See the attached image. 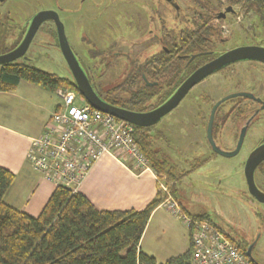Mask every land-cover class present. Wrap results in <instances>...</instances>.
I'll use <instances>...</instances> for the list:
<instances>
[{
  "label": "rangeland",
  "instance_id": "1",
  "mask_svg": "<svg viewBox=\"0 0 264 264\" xmlns=\"http://www.w3.org/2000/svg\"><path fill=\"white\" fill-rule=\"evenodd\" d=\"M176 1L180 5L182 17L185 19L191 15L199 17L212 14L214 16L212 23L219 30V35L212 45V48L216 50L222 51L240 45L264 43V27L256 13L247 5H234L235 13H228L224 19H217L216 15L224 11L227 6L225 2L221 3L218 0ZM141 2L142 0H84V4H82L81 0H17L14 4L18 8H26V11H35L41 7L61 6L65 11L61 13V18L71 47L85 54L83 62L86 67L95 64L97 67V61L89 56L88 50L93 48L109 50L113 46L127 49L128 45L125 39L121 38L122 35H126L127 27L126 24L120 22L128 19L130 12L134 11ZM164 4L166 18L172 20L175 9L168 2ZM111 21L118 23H109ZM50 32L49 24L40 27L30 45L29 58L24 60L47 72L73 79L67 62L56 44V38ZM86 39H89L90 43ZM4 42V39L0 40V54L3 53L5 46H11L12 40H8L7 44ZM17 62L23 61L18 60ZM118 62L121 64L120 67L103 73L102 83L116 82L120 69L126 65L125 59H119ZM100 73L97 70H94L93 73L90 72L95 81L98 80L97 74ZM23 82L18 90L19 94L23 97L29 93L32 95L28 98L6 99L8 102L10 101L8 111L15 122V124L9 125L15 131L5 133L4 150L15 152L14 157H19V166L14 167L16 178L9 190L7 201L19 210H25L33 216H38L42 207L47 203L54 186L32 168L26 156L27 142L24 135L37 132L45 122L43 119L49 115L48 109H53L52 105L60 100L56 91L52 93L45 87L35 84L45 89L40 93L42 96H39L40 94L33 93L26 88L25 85L28 81L23 80ZM62 88L67 91L74 90L69 87ZM108 89H110V85L104 87L103 91L100 90V93L105 95ZM239 90L252 91L264 99L263 64L241 62L211 75L195 87L178 107L150 127L147 132L152 135L156 147L166 153H172L171 158L175 164L182 167L186 160L189 162V165L186 166L191 168L203 160L205 150L192 147L196 151L191 150L190 155L181 145L180 138L171 136L172 142L169 143L166 137L173 127L172 121L182 113L180 107L182 105L191 107V112L196 111L198 114H202L204 122L207 123L212 105L226 95ZM2 99L3 95H0V101ZM33 102H36L37 105ZM158 103V98L150 101L151 106H156ZM237 105L242 107H237ZM257 106V103L245 98H240L238 103L227 102L221 106L216 121L217 142L224 149L230 151L236 149L239 129L242 125L239 118L243 111ZM234 108L238 109L230 114ZM4 114L1 115L5 117ZM172 134L174 135V132ZM263 135L264 118L262 117L249 129L239 153L226 157L213 151L222 163H213L202 167L189 177L180 179L177 184L178 199L186 205L193 206L195 211L192 212L199 210L209 213L213 220L237 243L243 241V237L252 232L255 238H260L256 251L262 252V254L264 253V203L255 200L249 194L247 182L241 178V174H238L237 170L243 169L244 171L248 156L258 145ZM185 157L187 158L184 159ZM86 179L82 192L87 194L98 209L131 208L127 203L119 204L124 202L125 193L131 191L136 182L146 181L147 186L150 187L149 181H151L150 177H145L142 180L132 178L108 156L103 157L97 163ZM256 179L264 190V164L257 171ZM167 181L174 185V180L171 178L167 177ZM97 185H99L98 188ZM241 185L244 188H241ZM215 187L217 188L216 193ZM160 212L170 222V230L155 232L157 225L156 219H154L146 236L143 235L140 242L144 252L147 251L157 257L158 264L165 262L164 256L167 254L180 253L183 246L187 244L188 236V227L183 219H178L172 213H167L168 210L165 207ZM250 236L252 237V235ZM251 237H248V240H251ZM169 249H171L169 253L163 252V250ZM261 262L264 264V261Z\"/></svg>",
  "mask_w": 264,
  "mask_h": 264
},
{
  "label": "trees",
  "instance_id": "2",
  "mask_svg": "<svg viewBox=\"0 0 264 264\" xmlns=\"http://www.w3.org/2000/svg\"><path fill=\"white\" fill-rule=\"evenodd\" d=\"M218 1L225 2L227 6L247 5L256 13L264 27V0ZM213 17L212 14H206L196 19L207 23L209 20L213 21ZM218 35L219 30L214 24H199L196 33L183 34L179 44L180 52L199 54L196 57L202 60L216 56L221 52L212 48V45ZM205 36L208 40L204 39ZM178 49L172 48L171 56L165 54L166 64L162 66L158 60L150 59L147 77H154L162 71L166 73L167 84L176 83L178 71H174L176 65L173 57L179 52ZM23 80L41 85L52 93L58 88L69 87L81 95L74 80L47 72L26 61L0 66V91H14ZM174 92L175 90L160 91L146 87L132 91L129 98H111L120 95L122 89L107 95L97 93L113 105L144 112L161 105ZM154 98H158L159 103L151 106L150 101ZM217 116L218 113L214 123L216 138ZM149 128L135 126L134 137L143 153L150 159L155 172L174 180L171 191L175 197L177 184L182 176L174 173L166 155L155 146L152 135L147 132ZM14 179L15 174L0 165V264H158L154 256L143 252L140 242L153 211L163 200L160 192L142 210H99L80 191L74 193L68 188L55 187L40 214L32 216L5 202V195ZM195 217L209 218L207 214ZM190 243L187 252L170 257L161 264H190L191 238Z\"/></svg>",
  "mask_w": 264,
  "mask_h": 264
},
{
  "label": "built area",
  "instance_id": "3",
  "mask_svg": "<svg viewBox=\"0 0 264 264\" xmlns=\"http://www.w3.org/2000/svg\"><path fill=\"white\" fill-rule=\"evenodd\" d=\"M57 109L44 132L31 138L27 158L32 168L54 187L79 192L94 166L105 156L127 170L151 173L162 196L161 204L190 230V264H258L210 218L184 212L173 196L167 175H158L134 137L135 126L95 109L76 91L58 88Z\"/></svg>",
  "mask_w": 264,
  "mask_h": 264
},
{
  "label": "flooded vegetation",
  "instance_id": "4",
  "mask_svg": "<svg viewBox=\"0 0 264 264\" xmlns=\"http://www.w3.org/2000/svg\"><path fill=\"white\" fill-rule=\"evenodd\" d=\"M17 0H0V40L4 39V44L8 42V40H12L11 46L4 47V51L2 54L8 53L12 50H14L17 46L20 45L22 42L23 38L25 37L28 28L30 26V23L33 22V19L35 16L43 10H51L55 11L57 13L54 14L59 17V19L62 21L61 18V13L65 12L64 9L61 6L58 7H41L38 10L35 11H26V8H18L14 2ZM82 4H84V0H81ZM128 1V0H126ZM151 2V3H150ZM165 2H168L170 6L175 9V13L173 15L172 20H168L166 18V11H165ZM53 18H49L45 21L42 22V25L44 24H49L51 28L50 34H52L56 38V44L60 48V43H59V37H58V32H57V27H56V21ZM197 16L196 15H191L187 16L185 19L182 17L181 14V9L180 5L177 3L176 0H142V2L136 6V9L134 11L130 12L128 19L121 21L120 23L126 24L127 27V32L125 33L126 35H122L123 37H120L125 39L127 46V49H122V47H116L113 46L109 50H100V49H89V56L94 59V61H97V67L96 64L86 67V65L83 62V57L85 58V54H82V52L74 50L72 47V50L78 59L81 67L85 71L86 75L88 76L93 88L95 89L96 92H100V90L103 91L104 87L107 85H110V89L106 90V95L112 91H118L122 89V93L120 95L112 96L111 98H126L130 96V93L132 91H137L140 89L144 88H157L160 91H173L177 90L178 87L194 72L196 71L199 67L203 66L204 64L208 63L221 53L229 50H218L219 53L216 56H212L206 59H199L198 56L199 54H184L180 52L181 46L179 45L182 41V36L183 34L190 33L194 34L197 32V28L200 25H211L213 24L211 20L207 21V23H204V21L199 22L197 21ZM218 19V18H217ZM109 23H118L116 22H109ZM137 24V25H133ZM42 25L40 27H42ZM40 29V28H39ZM35 38V37H34ZM204 39L208 40V37H204ZM194 40H196V36L194 37ZM69 41V40H68ZM88 43H90L89 39H86ZM33 42V41H32ZM31 42V43H32ZM55 42V41H54ZM70 44V43H69ZM172 44V47L171 45ZM31 45V44H30ZM168 45H170V48H168ZM259 46H264V43L256 44ZM71 46V45H70ZM175 48H174V47ZM241 46V45H240ZM116 47V48H115ZM237 47V46H235ZM233 47V48H235ZM178 49L179 52L175 53L173 60L174 64L176 65V73L178 71V77L176 80V83L173 84H167L166 81L167 79L165 78L166 73H163L162 71L158 72V74L154 77H147V71H148V62L150 59H156L158 60V63L160 66L163 64H166L165 57L171 56L173 53H171V49ZM30 49V47H29ZM27 53L17 59L18 60H24L28 59V53ZM232 49V48H230ZM62 52V51H61ZM207 53V52H205ZM63 54V53H62ZM166 54V55H165ZM64 57V55H63ZM65 58V57H64ZM119 59H125L126 60V65L125 67H122L120 69V72L117 76L116 82H109L107 84L102 83L103 79V73L105 72H110V70L120 67V63L118 62ZM66 60V59H65ZM67 62V61H66ZM241 62H257L260 64L264 65V62L262 61H256V60H241L234 62L232 64H229L222 69L218 70L215 73H218L221 70H224L232 65L241 63ZM68 65V63H67ZM123 66V65H122ZM69 67V65H68ZM70 69V67H69ZM101 72L100 74H97V81L93 79V76L91 73L93 71ZM71 72V69H70ZM213 73V74H215ZM72 74V72H71ZM95 74V73H94ZM211 74V75H213ZM209 75L208 77H210ZM73 77V75H72ZM206 77V78H208ZM205 78V79H206ZM203 79L202 81H204ZM74 80V78L72 79ZM201 81V82H202ZM75 82V80H74ZM201 82H199L195 87H197ZM123 86V87H121ZM194 87V88H195ZM193 88V89H194ZM192 89V90H193ZM191 90V91H192ZM190 91V92H191ZM189 92V93H190ZM238 92H246L244 90H239L232 92L233 93H238ZM253 93L256 97L261 98V101L254 99V98H246V97H237L230 99L227 102H234L238 103L240 101V98H245L248 100H251L255 103L258 104L256 108L253 109H248L243 111V113L240 116V121L241 122V127L239 131V135L241 133L242 128L245 126V124L249 122V125L247 127L246 135L249 131V129L252 127L253 123L256 121L260 120V118H264V99L255 94L252 91H247ZM188 93V94H189ZM187 94V95H188ZM228 94V95H230ZM227 96V95H226ZM217 103V102H216ZM215 103V104H216ZM224 103V104H225ZM181 104V103H180ZM214 104V105H215ZM211 107V110L213 106ZM223 105V104H222ZM221 105V106H222ZM219 107V109L221 108ZM158 107V106H157ZM237 107H242L237 105ZM156 108V107H155ZM218 109V110H219ZM235 109L237 110L238 108H234L231 110L230 114H232ZM211 113V111H210ZM218 113V111H217ZM227 123V122H226ZM245 135V137H246ZM264 143V135L259 141V145ZM255 147V148H256ZM254 148V149H255ZM253 149V150H254ZM264 164L262 162L258 168ZM256 171V173H257ZM257 181V179H256ZM258 186L263 190V186L257 182ZM264 191V190H263ZM256 200V199H255ZM260 238H252L251 240H248L243 237V241L240 242V245L243 247L245 250L246 254L248 251L251 252V256L256 260V263L262 264L261 262V256L264 255V253H258L256 251L258 247V242ZM262 254V255H261ZM248 255V254H247Z\"/></svg>",
  "mask_w": 264,
  "mask_h": 264
},
{
  "label": "water",
  "instance_id": "5",
  "mask_svg": "<svg viewBox=\"0 0 264 264\" xmlns=\"http://www.w3.org/2000/svg\"><path fill=\"white\" fill-rule=\"evenodd\" d=\"M228 13H235V9L233 8L232 5L226 6L224 11L218 13L217 18L224 19L227 17ZM54 14L57 15L55 11H51V10L40 11L33 19V22L30 23L28 31L25 37L23 38L22 42L20 43V45L8 53L0 54V66L15 62L17 59L23 57L27 53L31 42L33 41L40 26L42 25V22L49 18H53ZM56 15L54 17V20L56 21L55 24L57 27L60 48L71 69L73 78L75 80V84L81 95L95 109L107 114H111L117 117L118 119L125 120L133 124L134 126H138V127L148 128L157 124L165 115H167L173 109L178 107L182 102V100L187 96V94L199 82H201L209 75L222 69L223 67L241 60H256V61L264 62V46H259V45L237 46L235 48L229 49L221 53L220 55H218L208 63L199 67L178 87V89L164 103H162L158 107L144 112L131 111L105 101L95 91L88 76L81 67L78 59L76 58L69 44L68 38L65 33L64 24ZM25 58L26 57H24V59ZM237 97L254 98L261 101V98L256 97L253 93L247 91L227 95L223 97L221 100L217 101V103L213 106L207 124V130H206L208 135L207 139L212 150L215 151L217 154L226 157L234 156L237 153H239L243 145L247 127L250 121H248L245 124V126L242 128L241 133L239 135L238 144L234 151L224 149L217 142V138L214 135V123L219 107L222 104H224L226 101ZM262 162H264V143L256 147L250 153L244 167V174H245L249 194L252 197H254L257 201L264 203V191L258 186L256 181V171L258 166ZM247 254L253 261L256 262V260L251 256L250 251H248Z\"/></svg>",
  "mask_w": 264,
  "mask_h": 264
},
{
  "label": "crops",
  "instance_id": "6",
  "mask_svg": "<svg viewBox=\"0 0 264 264\" xmlns=\"http://www.w3.org/2000/svg\"><path fill=\"white\" fill-rule=\"evenodd\" d=\"M23 83L24 82L21 81L20 84L18 85L17 89L14 90V91H7V92L6 91H0V95H3V99L0 101V165L8 168L13 173L16 171L14 167L15 166H19V164H18L19 157H14L15 156V152H13V153L10 152V151L6 152L4 150V136H5V133L6 132H13V131H15L9 125V124H15V122L10 117V111H8V108H9L8 107L9 106L8 104L10 103V101L8 102L6 99L7 98H8V100H11L10 98H15L16 99V97H19V98H28V96L32 95L31 93H29L28 95H25L24 94L25 96L23 97L21 94H19V91L18 90H19V88L21 87V85ZM25 86H26V88L28 90L32 91L33 93H37L38 95L41 93L42 90L43 91L45 90L42 87H39V86L35 85L34 83H30V82H28L27 85H25ZM39 96H42V95L40 94ZM33 103L37 105L36 102H33ZM58 103L59 102H56V103H54L52 105L53 106V109H50V108L48 109V112H49L48 114L49 115H48V117H45V119H43V120H45V122H43L44 124L41 126V128H39V130L37 132L24 135V137L26 139V142H27V144H26V150L27 151H28V149L30 147V144H31V138L36 137V136H38V135H40V134H42L44 132L45 126H46L49 118L52 116V114L57 109ZM190 108L191 107H189V106L187 107V106H183L182 105L180 107V112H182V113H181L180 116H177L172 121L171 124L173 125V127L169 131V135H167V136L165 134L163 135L164 137L165 136L167 137V140L169 141V143L172 142V138H170L171 136L172 137H178V138H180L181 139V145L187 150V153H190V155L192 153L191 150H194L195 147L197 149H203V150H205V152H204L205 154L203 155V160L197 162L194 166H191V168H188L186 166V165H189V162H187L186 160L184 161L185 164L182 167H180L179 165L175 164L173 162V159L171 158L172 153H168V152L166 153L165 151H163V153L166 155V157L168 158L169 162L171 163V166H173L174 173L177 174V175H179V176L180 175L182 176L181 177V180L184 179V178L189 177L192 173L198 171L202 167L204 168L207 165L209 166V164H213V163L219 164V163H222L221 159L218 158V155H216L215 153H213V150L211 149V146H210V144H209V142L207 140V132H206V130H207V124H208V122L207 123L204 122V119H203L202 114H198V112H196V111L194 113H192L191 110H190ZM6 112H7V114H4ZM1 114H4L5 117L3 115H1ZM177 126H179V127H177ZM172 132H174V135L172 134ZM192 147H194V148L192 149ZM225 147L228 148V146H225ZM27 151H26V154H27ZM194 151H196V150H194ZM186 158L187 157H185L184 159H186ZM112 160L114 162H116L114 159H112ZM116 163L119 164L118 162H116ZM95 166H94V168H95ZM119 166L123 170H125L126 172H128L132 176V178L142 180L145 177H150L151 178V181H149L150 182V187L147 186L148 183L146 181H140V182H136L135 184H133L134 187L131 189V191H127L125 193L124 202H120L119 203V204L127 203L128 207H131V208H125V209H122V208L106 209V208H104V209H99V210H127V209L142 210V209H144L146 207V205L150 201H152L154 198L157 197V194L159 192L158 185H157V182H156L155 177L151 173H149V172H145V173H141V174H135V173L127 170L126 168H124L120 164H119ZM94 168L92 169V171L94 170ZM92 171L89 173L88 177L90 176V174L92 173ZM237 171H238V174H241V178H243V180L246 182V178H245L243 169L241 171L240 170H237ZM15 178H16V175H15ZM86 180H85V182H86ZM85 182L83 183V185H82V187L80 189V192L83 193V194H85V192H82V189L84 187ZM11 186H10V188H11ZM98 187H99V185H97V188ZM10 188H9V190H10ZM241 188H244V187L241 185ZM54 189H55V187H53L52 192L54 191ZM216 189L217 188L215 187V189H214L215 193H216ZM9 190L7 191V193L5 195V202L8 203L9 205H11V206H13V207L16 208L15 205H13V204H11L10 202L7 201V197H8V194L10 192ZM52 192H51V194H52ZM97 192H98V190H97ZM100 192H102V191H100ZM51 194H50V196H51ZM218 194H221V193H218ZM85 195L87 196V194H85ZM177 195H178V187H177V192H176L175 198L179 202L180 206L183 208V210H184L185 213L190 214L192 216H199V215L207 214L208 217L211 220H213V218L211 217V215L209 213L205 212V211L196 210L198 212H192V211H195L194 208H193V206H190L189 204L186 205L183 201L181 202L178 199ZM43 207H42V209H43ZM164 207L167 208L165 205L160 204L153 211V213L151 215V218L149 220V223H148V225H147V227L145 229V232H144L145 234H143V235L146 236L147 232L149 231L150 224L153 222L154 219H156V225H157L155 232H157V230L164 231V232H166V230H170V227H169V223L170 222L167 221V217L162 212H160ZM42 209H41V211H42ZM167 210H168L167 213H169V214L172 213L169 210V208H167ZM20 211L25 212V210H20ZM176 217L178 219H180L178 216H176ZM231 219H234V218H231ZM213 222L217 224V222H215L214 220H213ZM217 225L219 226V224H217ZM186 226H187V224H186ZM219 227H221V226H219ZM250 235H252V237ZM142 237H144V236H142ZM248 237H251V239H252L254 237V234L252 232H250L244 238L249 239ZM190 244H191L190 243V230L188 228L187 244H185L183 246V248H182V250H181L180 253L178 252V253H175V254H167V256H164V261H166L170 257L184 254L185 252H187L189 250ZM140 247H141V249H143V245H140ZM170 250L171 249L166 250V251L163 250V252L169 253ZM145 253H147L149 255H152L155 258H157L152 253H149L147 251ZM260 260L261 261H264V255L261 256V259Z\"/></svg>",
  "mask_w": 264,
  "mask_h": 264
}]
</instances>
